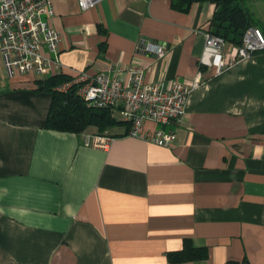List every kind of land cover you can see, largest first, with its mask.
Masks as SVG:
<instances>
[{
  "label": "crops",
  "instance_id": "obj_1",
  "mask_svg": "<svg viewBox=\"0 0 264 264\" xmlns=\"http://www.w3.org/2000/svg\"><path fill=\"white\" fill-rule=\"evenodd\" d=\"M52 2L58 60L44 74L0 66V264H264V49L222 70L200 65L211 2ZM245 6L264 35V0ZM149 41L167 57L139 49ZM131 65L160 84L202 74L182 123L166 126L172 146L131 136L128 124L105 134V148L47 128L52 92L37 80L108 67L126 78ZM186 241L207 257L170 262Z\"/></svg>",
  "mask_w": 264,
  "mask_h": 264
},
{
  "label": "built area",
  "instance_id": "obj_2",
  "mask_svg": "<svg viewBox=\"0 0 264 264\" xmlns=\"http://www.w3.org/2000/svg\"><path fill=\"white\" fill-rule=\"evenodd\" d=\"M101 1L78 0V5L86 10ZM54 14L52 0H0V66L8 75L44 74L51 62L58 60L61 34L50 23ZM139 49L158 59H165L168 53L166 45L150 41L142 42ZM263 49L264 35L258 28L246 29L239 46L229 45L221 36L208 30L200 65H215L222 70L236 59ZM121 72L108 67L94 76L80 73L75 79V82L84 83L79 94L89 107L118 110L124 119L131 121V136L160 146H172L177 139L176 129L166 126L182 123L190 92L200 84L202 74L160 84L148 81L141 66H129L126 78L121 77ZM66 88L67 85L62 87ZM145 120L160 127L147 130ZM82 141L86 146L105 148L111 138L85 131Z\"/></svg>",
  "mask_w": 264,
  "mask_h": 264
},
{
  "label": "trees",
  "instance_id": "obj_3",
  "mask_svg": "<svg viewBox=\"0 0 264 264\" xmlns=\"http://www.w3.org/2000/svg\"><path fill=\"white\" fill-rule=\"evenodd\" d=\"M247 1L171 0V6L177 10L189 11L193 4L198 2L214 3L216 10L211 20V32L221 36L227 43L239 46L243 43L246 29L254 26L253 14L245 6ZM83 84V82H75L73 77L66 74L37 80V90L52 92V103L46 121L47 128L77 133L96 129L94 133L104 135L119 124H128L131 128V121L121 120L115 115L116 109L89 107L79 94ZM64 85H67L66 89H62ZM167 256L172 263L198 260L207 257V248L194 247L186 241L182 249L169 251ZM228 264L234 263L230 261Z\"/></svg>",
  "mask_w": 264,
  "mask_h": 264
},
{
  "label": "rangeland",
  "instance_id": "obj_4",
  "mask_svg": "<svg viewBox=\"0 0 264 264\" xmlns=\"http://www.w3.org/2000/svg\"><path fill=\"white\" fill-rule=\"evenodd\" d=\"M117 116H119V115H117ZM90 132V131H89ZM107 133V132H106Z\"/></svg>",
  "mask_w": 264,
  "mask_h": 264
}]
</instances>
